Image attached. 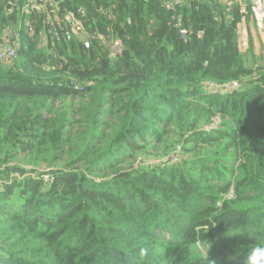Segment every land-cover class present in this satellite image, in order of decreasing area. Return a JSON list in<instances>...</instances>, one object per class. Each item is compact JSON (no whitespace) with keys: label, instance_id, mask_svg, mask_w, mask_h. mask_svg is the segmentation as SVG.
<instances>
[{"label":"trees","instance_id":"1","mask_svg":"<svg viewBox=\"0 0 264 264\" xmlns=\"http://www.w3.org/2000/svg\"><path fill=\"white\" fill-rule=\"evenodd\" d=\"M53 1L87 42L0 0V44L19 35L0 60V264H244L264 243V64L237 33L251 12Z\"/></svg>","mask_w":264,"mask_h":264},{"label":"built area","instance_id":"2","mask_svg":"<svg viewBox=\"0 0 264 264\" xmlns=\"http://www.w3.org/2000/svg\"><path fill=\"white\" fill-rule=\"evenodd\" d=\"M229 1H233L238 4L239 11L241 14L247 13L248 9L246 4L248 3L249 0H229ZM165 5L169 7L170 5L172 6L173 4L167 1ZM41 8L47 9L48 17L46 19V23L49 26L53 27L54 29L65 27L68 29V31H70L71 34L73 33L74 35H78L81 38L85 34L81 26L80 18H78L72 12H68L60 16L58 13V9L56 8V3L53 0H26V2L23 5V11L25 12H28L29 9L40 10ZM77 12L80 14L82 11L81 9H79ZM62 21H64L65 24H63ZM48 32L52 33L53 30L52 31L49 30ZM181 32L184 33L185 31L182 30ZM1 41L2 43L0 44V60H9L15 57L17 49L19 47V35L14 33L11 36H3Z\"/></svg>","mask_w":264,"mask_h":264},{"label":"crops","instance_id":"3","mask_svg":"<svg viewBox=\"0 0 264 264\" xmlns=\"http://www.w3.org/2000/svg\"><path fill=\"white\" fill-rule=\"evenodd\" d=\"M246 5L247 13L251 14L248 18L242 16L237 30L241 52L247 49V46L252 47L255 40L264 43V0H249Z\"/></svg>","mask_w":264,"mask_h":264},{"label":"rangeland","instance_id":"4","mask_svg":"<svg viewBox=\"0 0 264 264\" xmlns=\"http://www.w3.org/2000/svg\"><path fill=\"white\" fill-rule=\"evenodd\" d=\"M78 37V35H74ZM254 41V40H253ZM252 42V41H251ZM262 42V43H261ZM254 41L252 42V47L247 46L248 48L242 50L243 53V61L247 66L256 65V64H264V43L263 41ZM214 124V123H213ZM145 157L146 155H142ZM146 163H153L155 160L153 157H145Z\"/></svg>","mask_w":264,"mask_h":264},{"label":"clouds","instance_id":"5","mask_svg":"<svg viewBox=\"0 0 264 264\" xmlns=\"http://www.w3.org/2000/svg\"><path fill=\"white\" fill-rule=\"evenodd\" d=\"M82 38H84V35ZM145 252L146 250L142 249L141 255ZM244 264H264V243L254 244L251 248L246 250Z\"/></svg>","mask_w":264,"mask_h":264},{"label":"water","instance_id":"6","mask_svg":"<svg viewBox=\"0 0 264 264\" xmlns=\"http://www.w3.org/2000/svg\"><path fill=\"white\" fill-rule=\"evenodd\" d=\"M183 36H185V33H182ZM84 42H87L88 40V35L87 34H84ZM121 52V42L120 41H116L113 46H112V53L115 54V53H119Z\"/></svg>","mask_w":264,"mask_h":264}]
</instances>
